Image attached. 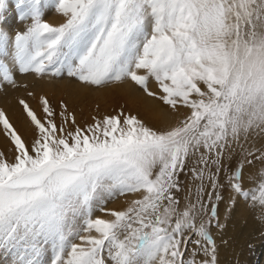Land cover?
<instances>
[{"label":"snow or ice","instance_id":"1","mask_svg":"<svg viewBox=\"0 0 264 264\" xmlns=\"http://www.w3.org/2000/svg\"><path fill=\"white\" fill-rule=\"evenodd\" d=\"M8 7L0 88L132 84L175 118L125 102L81 124L63 96L28 90L29 140L0 107V249L13 264H217L224 193L225 211L239 199L264 215V0H16L29 23L14 34Z\"/></svg>","mask_w":264,"mask_h":264},{"label":"rangeland","instance_id":"2","mask_svg":"<svg viewBox=\"0 0 264 264\" xmlns=\"http://www.w3.org/2000/svg\"><path fill=\"white\" fill-rule=\"evenodd\" d=\"M8 2H9V7H8V11L6 12V19L4 21L3 27L10 34H14L16 31L22 30L27 25V23H29V21L21 22L19 20L18 11L15 7L16 0H8ZM45 13H46L45 18L48 19L50 22L53 23L59 22L60 17L58 16V14L55 13L54 9H45ZM28 77H29L28 80L29 83L27 81ZM31 80L32 81L34 80L31 76H24V75H19V77L17 76V85L20 84L21 87L13 88L12 86L8 85L0 88V100L3 97L7 96L8 93L11 94L12 92H15V90L16 92H18L19 88L20 89L22 88V85H28V88L25 89L23 87L25 91L23 90V88L21 89V91L23 92L22 94L19 93L21 94L20 97L26 95V91L31 89L30 85L36 86L37 84V88H38V84H39L37 83L38 81L34 80L32 82ZM43 80L52 83L54 88H52V90L48 92H42L41 90H39L40 86L38 89L34 88L33 86L32 89L33 90L35 89L34 90L35 92L39 91L37 94L47 93L52 99V102L54 104L56 103L57 99L63 96L65 99L68 100L71 107L76 111L78 122H80L81 124L87 121L91 114H94L96 112L97 104L100 105L101 112H110L117 103H125V102H127L128 106L134 112H137L142 118H144L146 121L150 123L157 121L161 123H168L175 118L174 116L168 117L163 113L162 111L163 105L159 100L147 97L142 92L138 91L137 88L132 84H128V85L113 84V85H109L107 88L97 90L83 86L80 87V85L77 84L74 79L68 78L66 74L62 79L59 78L52 79L50 77H45ZM75 86L77 87L78 90L76 89ZM149 86L152 90H157L155 81H150ZM79 88H81V90L83 89L84 90L79 91ZM132 90H135L136 92H133L131 94ZM12 94L14 95V93ZM18 97L19 96L17 95V98ZM148 101H152L153 103L156 104H153L152 105L153 107H151V105L149 106ZM9 103H12L10 109L15 108V111L18 114L20 113L21 118L20 119L17 118L20 115L17 116V113L14 114L13 111L14 109L12 110L13 115L17 117L15 116L12 117L11 114L12 112L10 111V109L8 110V112H10L8 113V115L11 117V119L13 118L12 121L17 125L20 131L24 133L25 138L30 140L32 137V131L30 125L27 124L28 123L27 121H25L26 123L24 121H22L24 123L20 122V120H26L24 118V115L21 114L22 111L20 107H18V104L14 102L9 101ZM31 103L33 104V106H35L37 101L35 99H32ZM1 105L3 106V104ZM1 105L0 107H2ZM156 107H159L160 109L158 113H156L157 112L155 110ZM145 108L147 110H145ZM184 111L185 110L182 109L181 113H183ZM25 129L26 131L28 130V132H25ZM9 147L10 145L8 144V142L5 140L4 137H2V135H0V150H4L7 152ZM8 155L11 156V153L9 152ZM228 195L229 193L227 192L224 193L225 201L219 205V212L220 214L223 213L221 215V218L222 217L225 218L227 216L226 217L227 223H225L226 222L225 219L224 222L221 223L223 225L220 224L221 227L216 228L214 222L211 232L217 248V264H262L261 262L264 259V215L260 214L258 211H254L250 205L246 204L243 200H239V199L231 207L230 211H225V206L227 204L225 202H227L228 200L227 199ZM126 200L127 197H119L116 199L109 200L105 206L109 208H113V207L119 208L126 203ZM96 207L97 206L94 204V208ZM95 214L99 215V212L96 211ZM218 229L222 230L221 232L222 234L219 235L218 240H215V232L218 231ZM45 247L48 249V251H46L42 255L41 258L43 260H46L47 256L50 254V246H45ZM222 250L224 251L221 252ZM13 260H14V254L10 256L7 252L0 249V264H13Z\"/></svg>","mask_w":264,"mask_h":264},{"label":"bare ground","instance_id":"3","mask_svg":"<svg viewBox=\"0 0 264 264\" xmlns=\"http://www.w3.org/2000/svg\"><path fill=\"white\" fill-rule=\"evenodd\" d=\"M18 77H19V76H18ZM28 80H29V77L27 78V81H28ZM31 81H32V80H31ZM33 81H34V80H33ZM33 81H32V82H33ZM28 83H29V81H28ZM34 83H35V82H34ZM37 83H39V84H38V88H39V86H40V89H39V90H41L42 92H48V91H51L52 88H54V86H53L52 83H50V82H48V81H45V80H40V81H38ZM25 84H26V83H25ZM19 85H20V84H19ZM127 85H128V84H127ZM30 86H31V87H30L31 89H32L33 86H34V88H37V84H36V86H35V85H33V86L30 85ZM75 87H76V86H75ZM80 87H81V86H80ZM22 88H23V87H22ZM22 88H21V89H22ZM38 88H37V89H38ZM71 88H73V87H71ZM21 89L19 88L18 92H16V90L14 89L15 92H16V93H15V92H12V93H14V95H13L12 93H11V94L8 93L9 95L7 94V96L3 97V98L0 100V103L3 104V106H2L1 104H0V105H1L5 110H7V113H10V112H8V110L10 109V107H11V105H12V103H9V101L14 102V103L17 104V101H16L17 95L20 97L21 94H22V92H23V91H21ZM31 89H30V90H31ZM76 89H77V87H76ZM76 89H75V90H76ZM130 89H131V88H130ZM23 90H24V88H23ZM32 90H33V89H32ZM34 90H35V89H34ZM77 90H78V89H77ZM83 90H84V89H83ZM83 90H81V88H79V91H83ZM24 91H25V90H24ZM38 92H39V91H36V93H38ZM133 92H136V91H135V90H132V91H131V94H132ZM19 93H21V94H19ZM70 93H71V92H70ZM72 93H73V92H72ZM39 94H40V93H39ZM11 96H12V97H11ZM134 96H135V95H134ZM9 97H10V100H9ZM15 97H16V98H15ZM19 97H18V98H19ZM23 97H24V96H23ZM135 97H136V96H135ZM128 98H129V97H128ZM137 98H138V97H137ZM137 98H136V99H137ZM140 102H141V101H140ZM14 103H13V105H14ZM32 103H33V102H32ZM16 104H15V105H16ZM34 104H35V103H34ZM148 104H149V106L151 105V107H153L152 105H153V104H156V103H153L152 101H148ZM16 106H17V105H16ZM16 106H15V107H16ZM143 106H144V105H143ZM149 106H148V107H149ZM13 107H14V106H13ZM18 107H19V106H18ZM18 107H17V108H18ZM6 108H8V109H6ZM13 109H14V110H13ZM13 109H10V111L12 112V110H13V111H14V114L17 113V112L15 111V108H13ZM148 109H149V108H148ZM143 110H144V108H143ZM145 110H147V109L145 108ZM155 110L157 111L156 113H158L160 109H159V107H156ZM17 111H18V110H17ZM148 112H149V110H148ZM11 114H12V117L15 116V115H13V112H12ZM11 114H10V115H11ZM21 114H23V113L21 112ZM18 115H20V113H19V114L17 113V116H18ZM17 116H15V117H17ZM22 116H23V115H22ZM148 116H149V115H148ZM17 118L20 119V118H21V115L18 116ZM24 118H25V117H24ZM12 119H13V118H12ZM18 121H19V120H18ZM22 121L25 122V121H27V120H20V122H22ZM24 122H22V123H24ZM25 123H26V122H25ZM27 124H28V123H27ZM22 126H23V125H22ZM19 127H20V125H19ZM23 128H24V127H23ZM25 128H26V127H25ZM28 128H29V125H28ZM21 130H22V129H21ZM25 132H28V130L26 131V129H25ZM2 137H3V136H2ZM227 199H228V198H227ZM224 201H225V200H224ZM225 203H227V202H225ZM221 213H222V212H221ZM222 214H223V213H222ZM222 214H220V224L223 223L225 219H226V222H225V223H227V218H226L227 216H226L225 218H223V217L221 218V215H222ZM230 214H231V212H230ZM228 222H229V221H228ZM221 225H223V224H221ZM222 229H223V228H222ZM224 231H225V230H224ZM224 231H223V232H224ZM221 232H222V230H219V229H218V231L215 232V240H218V239H219V235L222 234ZM224 233H225V232H224ZM220 240H221V239H220ZM218 251H220V250H218ZM223 251H224V250H222L221 252H223ZM261 263L264 264V259H263V261H262Z\"/></svg>","mask_w":264,"mask_h":264}]
</instances>
